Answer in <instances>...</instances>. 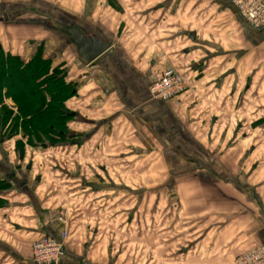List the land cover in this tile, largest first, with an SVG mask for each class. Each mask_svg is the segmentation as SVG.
I'll return each instance as SVG.
<instances>
[{
  "label": "crops",
  "instance_id": "1",
  "mask_svg": "<svg viewBox=\"0 0 264 264\" xmlns=\"http://www.w3.org/2000/svg\"><path fill=\"white\" fill-rule=\"evenodd\" d=\"M58 26L77 28L108 49L85 65ZM38 51L52 69L62 64L67 84L77 86L68 104L77 105L78 119L70 122L79 129L71 141L79 161H159L144 168L148 193L157 188L152 178H175L173 190L159 185L173 195L169 215L166 201L141 206L143 229L146 214L152 221L150 205L158 210L154 225L164 248L153 257L144 248L150 234H136L131 195L112 196L134 191L123 184V177L136 175L132 168L99 165L109 184L101 178L92 189L79 172L22 168L19 159L15 165L13 156L0 153V180L6 181L0 264H34L31 243L42 235L57 240L63 232L56 264H167V240L189 246L174 262L221 256L234 264L246 250L264 246V128L246 132L264 119V32L230 0H0V53L28 60ZM168 69L187 84L176 104L148 92ZM204 160L212 167L193 165ZM184 161L191 167L180 169ZM16 166L21 170L7 178ZM178 177L192 179L178 184Z\"/></svg>",
  "mask_w": 264,
  "mask_h": 264
},
{
  "label": "rangeland",
  "instance_id": "2",
  "mask_svg": "<svg viewBox=\"0 0 264 264\" xmlns=\"http://www.w3.org/2000/svg\"><path fill=\"white\" fill-rule=\"evenodd\" d=\"M258 47V46H257ZM251 51L254 52L255 51V46H252ZM3 56H7L4 55L3 53H1ZM36 54H40L42 56L41 53H39V51ZM36 56V55H35ZM20 59V58H19ZM21 61H23L24 63L27 62L30 59H20ZM55 70H58L59 73H63V75H65V69L63 67V65H55ZM49 69H52L51 65L49 67ZM48 69V70H49ZM47 70V71H48ZM46 71V72H47ZM53 73L52 71L49 70V74ZM66 76V75H65ZM65 76H64V80L63 82L67 84V82L65 81ZM44 77H41L38 79V82L41 83L43 81ZM72 86V85H71ZM73 90L75 91L77 89V86L74 85L72 86ZM43 88V87H42ZM5 89H8V94L10 92L11 94V89L8 86H5ZM4 94V92L2 93ZM76 94V93H75ZM49 95L48 97L45 99V103L46 105L50 104V102L48 103L49 100ZM73 97H71L69 100H66L65 102L61 103V109L63 110V112L65 114H70L71 112H74L75 116H73L75 119H78L76 117H78V112H77V105L75 104L76 102H71V104H68V102L72 99ZM4 108H6L8 111L12 112V116L7 120L6 122L4 121V130H2V132L0 133V153L4 154V156L6 155H11V157L13 156V160H14V164L17 165L18 162L15 159H19V161L21 162V166L22 168L27 167L28 165L32 168H38L40 169V172H47V171H54V165H58L60 166L64 171H62V175L67 174L68 170L71 172V174L73 175L75 172H79L81 174V179L79 178L80 181L83 182V184L86 186H88V184H93L96 185L99 184V181H101L100 179L102 178L103 182L105 183V185H108L109 182L106 180L107 178H105L104 176H101V172H100V168L99 165H105L108 166V163H111L110 165H112V169H126V168H132L134 170V172H136L135 176H129V177H123L124 183L123 184H129V185H134V191L131 190V192H123L122 189L120 192H115L112 194L113 197H116V199L121 200L123 196H127V195H131L130 200H132L135 203V222H136V234L138 233H144L145 235L150 234V236L152 237V239L147 240L146 244H145V249L149 250L150 253H152L151 255H153V257H155V255L158 253V249H162L164 248L162 243L160 242V240L158 239V233L160 231V227L157 224L154 225V221H158L159 220V213L157 209H153V204L150 205V212H151V218L152 221L149 222L148 221V217L149 215L146 214L147 220H145V222L148 224L144 229L142 228V214L144 213V211L146 212V209H142V202L143 201H148L150 200L152 203H158V202H162L163 203L166 201L167 202V206H166V213L167 215H169L170 213V208H169V200H171V198L173 197V195L167 192V190H165L166 187H159V185H168L169 190H173L174 189V179L172 176L171 177H162V178H152L155 182V185H157V188L154 190V192L152 191L151 193L147 192V190L144 188L143 184H145L146 182V176L143 175L144 172V168H146V165L149 166V164L151 163L152 166L153 165H158L159 161H148L147 160H142V159H137V157L134 160H128V162H126L125 160H113L112 162H107L106 160L103 161L100 158H98L96 161L91 160L89 162V160H87L85 163L83 162L84 159H81L80 161L78 160V157L81 156L80 151L77 148L76 145L71 144V141H67V140H63V139H56L59 138L58 136H56L54 138L53 143H46V147L45 148H41L40 145H33L31 144L28 140H25L24 135H23V131L22 129L16 127L15 129H13L10 132L11 126L14 124L15 120L18 118H20V116H18V107L17 104L14 102V100L9 96H4L2 98V101L0 103V112H4ZM71 118L72 120L68 119L65 121V123H62V126L58 129V130H62L65 133L64 134H73L72 131H77L78 133V128H76L75 126H77L76 124L70 122L73 121L74 118ZM21 119L26 120V118H22ZM21 123V120L18 121V124ZM65 124V125H64ZM249 126V125H248ZM262 126L264 128V119L260 120L257 123H254L252 127H254L252 130L250 128H248L249 130H246V132L252 131L251 133L253 135H255L256 131L255 129L257 127ZM250 127V126H249ZM261 128V127H260ZM258 129V128H257ZM258 131V130H257ZM263 131V130H262ZM71 132V133H70ZM259 132V131H258ZM75 133L73 138H78L79 135ZM260 133V132H259ZM8 135H10L9 137H7ZM264 135V132H263ZM258 138V135H257ZM259 142H262L259 141ZM53 146H50V145ZM258 146V144H257ZM261 146V145H259ZM153 147V146H152ZM213 146H210V148H212ZM262 147H264V141L262 143ZM172 150L174 149V147H171ZM200 148V151L204 152L205 155L207 154L208 150L207 149H202L200 146L198 147ZM171 150V151H172ZM264 150V149H263ZM211 153L212 155H215V149H211ZM257 154H258V149H257ZM18 156V157H17ZM138 156V155H137ZM81 158V157H80ZM211 158V157H210ZM207 159V157H206ZM12 161V160H11ZM156 163V164H155ZM175 162H171V165L174 166ZM179 163V162H178ZM184 165H179V168H190V163L184 161L183 162ZM127 164H130L129 166H127ZM194 166L199 167V169L201 168H209L208 166L210 165L212 167V161L209 160H204V161H196L193 163ZM110 167V166H108ZM15 170L20 169L19 166H16L14 168ZM123 172V171H121ZM140 174V175H138ZM68 175V174H67ZM97 175L100 177H97ZM66 176V175H64ZM147 179H149L147 177ZM192 178L191 177H178L177 178V182L179 184V182H185V181H190ZM64 180H66V177L64 178ZM79 183V182H77ZM82 187L83 184L79 183ZM102 185V184H101ZM116 191V190H115ZM176 191V190H175ZM169 195V196H168ZM189 196H191V194H188ZM196 195V194H193ZM139 206V208H138ZM163 206V204H162ZM138 209V210H137ZM137 211V214H136ZM165 210L162 209V212H164ZM190 212V209H189ZM155 218V220H154ZM170 218V217H169ZM159 222V221H158ZM139 224V225H138ZM207 225H204L202 227H199L200 229L202 228H206ZM138 232V233H137ZM156 239V240H155ZM141 241V240H140ZM206 243V242H204ZM166 245V250L165 252L168 254L166 256V260H167V264L170 263H176V264H181L180 261L178 262H174V258L178 255L180 256V250L181 249H188L189 246H187V243H183L181 244H176L175 241H166L165 242ZM206 246V244L204 245V247ZM188 253H194V251L192 250H188ZM181 257V256H180ZM184 263L186 262L185 257H182ZM196 258V255L194 253V259ZM210 260H212L213 262L210 263ZM232 259L230 258H225V257H221V256H213V259L209 258V260L206 259V257H198L196 259V263L195 264H231ZM202 261V262H201ZM233 264V263H232Z\"/></svg>",
  "mask_w": 264,
  "mask_h": 264
},
{
  "label": "trees",
  "instance_id": "3",
  "mask_svg": "<svg viewBox=\"0 0 264 264\" xmlns=\"http://www.w3.org/2000/svg\"><path fill=\"white\" fill-rule=\"evenodd\" d=\"M49 67L48 61L40 54L24 63L19 57L3 56L0 53V103L4 96L9 95L17 104L20 116L11 126L10 132L16 127L22 129L24 139L33 145H40L41 148H45L46 143H53L56 136L59 137L57 140L75 141L73 134H64V131L58 130L63 122L70 120L69 114L63 112L60 104L73 97L75 91L70 84L63 82V73ZM48 69L53 73L48 75ZM41 77L44 79L39 83L38 79ZM5 86L10 87L11 94H8V89L4 91ZM48 95L50 104L46 105L45 99ZM11 116L12 112L6 108L4 112H0V133L6 126L4 121ZM21 117L26 120L23 121ZM1 184L0 181V188Z\"/></svg>",
  "mask_w": 264,
  "mask_h": 264
},
{
  "label": "built area",
  "instance_id": "4",
  "mask_svg": "<svg viewBox=\"0 0 264 264\" xmlns=\"http://www.w3.org/2000/svg\"><path fill=\"white\" fill-rule=\"evenodd\" d=\"M236 12L254 29L264 32V0H230ZM187 84L179 72L168 69L148 87L153 100L177 103V99L186 91ZM66 233L59 239L42 235L31 243V258L34 264H56ZM234 264H264V246H253L240 255Z\"/></svg>",
  "mask_w": 264,
  "mask_h": 264
},
{
  "label": "water",
  "instance_id": "5",
  "mask_svg": "<svg viewBox=\"0 0 264 264\" xmlns=\"http://www.w3.org/2000/svg\"><path fill=\"white\" fill-rule=\"evenodd\" d=\"M58 28L63 34L69 37L70 42L76 47L78 55L85 65L92 64L108 49V45L93 37H85L77 28H62L61 26H58ZM73 116H75L74 113L69 114V117Z\"/></svg>",
  "mask_w": 264,
  "mask_h": 264
},
{
  "label": "flooded vegetation",
  "instance_id": "6",
  "mask_svg": "<svg viewBox=\"0 0 264 264\" xmlns=\"http://www.w3.org/2000/svg\"><path fill=\"white\" fill-rule=\"evenodd\" d=\"M18 157V156H17ZM21 170V168L19 169V171ZM27 170V169H26ZM29 170V169H28ZM18 170H15L14 169V171L13 172H10L9 174H7L6 176H7V178H11V177H14V175H15V173H18L19 172ZM100 180H102V179H100ZM1 182H2V184H1V188H0V190L1 189H4L5 187H6V181H5V179H3V180H0ZM91 187H92V189H99V187H97V186H95V185H91ZM97 187V188H96Z\"/></svg>",
  "mask_w": 264,
  "mask_h": 264
}]
</instances>
